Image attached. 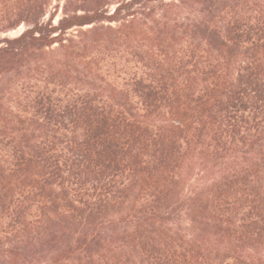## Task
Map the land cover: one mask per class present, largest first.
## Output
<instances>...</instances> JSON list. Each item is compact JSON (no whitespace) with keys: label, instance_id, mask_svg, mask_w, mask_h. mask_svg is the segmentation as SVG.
<instances>
[{"label":"trees","instance_id":"trees-1","mask_svg":"<svg viewBox=\"0 0 264 264\" xmlns=\"http://www.w3.org/2000/svg\"><path fill=\"white\" fill-rule=\"evenodd\" d=\"M0 264H264V0H0Z\"/></svg>","mask_w":264,"mask_h":264},{"label":"rangeland","instance_id":"rangeland-1","mask_svg":"<svg viewBox=\"0 0 264 264\" xmlns=\"http://www.w3.org/2000/svg\"><path fill=\"white\" fill-rule=\"evenodd\" d=\"M22 30H23V28H20V29H18V30H16V31L11 32V33L8 34L7 36H9V37H14V36L18 35ZM2 37H4V36H2ZM2 37H1V38H2Z\"/></svg>","mask_w":264,"mask_h":264}]
</instances>
